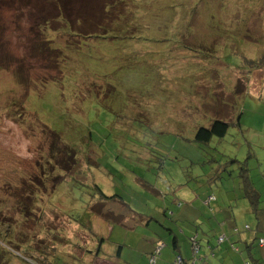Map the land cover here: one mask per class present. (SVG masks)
<instances>
[{"label": "rangeland", "instance_id": "374dc122", "mask_svg": "<svg viewBox=\"0 0 264 264\" xmlns=\"http://www.w3.org/2000/svg\"><path fill=\"white\" fill-rule=\"evenodd\" d=\"M37 3L0 0V230L8 231L0 242L13 247L9 254L0 246V264H36L32 257L42 256L47 264H150L131 246H145V221L103 200L99 189L153 216L150 229L169 246L173 226L178 237L198 238L199 257L207 248L215 259L210 240L217 253L229 250L227 264L264 263V0H127L130 19L116 22L125 32L110 42L39 32L46 21ZM79 4L72 2L78 11ZM99 85L97 94L83 92ZM216 119L230 123L227 135L197 144V129ZM44 126L75 146L74 176L49 159ZM245 174L261 193L257 213L244 198ZM56 185L61 193L75 189V219L63 211L68 191L51 195ZM101 200L112 214L103 220L94 212ZM164 208L178 224L163 221ZM97 234L106 239L95 260L80 248H93L103 239ZM231 240L255 245L236 252ZM230 254L238 256L232 263Z\"/></svg>", "mask_w": 264, "mask_h": 264}, {"label": "trees", "instance_id": "16d2710c", "mask_svg": "<svg viewBox=\"0 0 264 264\" xmlns=\"http://www.w3.org/2000/svg\"><path fill=\"white\" fill-rule=\"evenodd\" d=\"M15 1H23L24 3H26L28 5V3L30 2V0H15ZM45 1L47 3H49L52 7L55 8V11H49L50 13L48 15H46V13L48 11L45 10L46 5H45ZM127 0H79L80 4H79V11L75 10V8H73L72 2L73 0H41L40 4H36L35 9L36 12L39 13L40 15H45V21L46 23L43 25V27H41L39 32H60L62 31L64 32H68V34H70V32H75L78 33V36L80 37V34H87L89 40L87 42H90V40H94L97 39L98 41L101 42H110V36L111 35H118V32H125L124 27L122 26H117V20L121 19V18H125V19H130L125 12L128 10H126L124 12V6H125V2ZM121 6V7H120ZM120 8V14L118 15V13L115 11V9ZM78 16L77 20H72V16ZM71 16V17H70ZM40 23V22H39ZM42 24V23H41ZM59 29V30H58ZM38 32V33H39ZM92 34V35H90ZM53 38L49 39V42H53ZM78 42V41H77ZM75 42L70 43L69 45H79L80 43ZM77 43V44H76ZM61 51V50H59ZM264 61V59H262ZM57 62V60H56ZM56 66H58V64L56 63ZM103 89L102 85H99L98 87V92H97V86H94L93 89L89 90L88 86H87V90L83 91L84 93H86L85 95L88 97L91 95V93L93 94H97L99 93L101 90ZM28 94L25 91L24 95L21 97V99H24L26 101V98ZM30 96V95H29ZM79 106H77L78 108ZM85 112L81 111V113L79 115H84ZM21 116V115H20ZM19 118H22L20 117ZM14 123L18 124V121H16L15 119H12ZM44 132L45 133H50V136L47 138L50 140V145H49V159H51V161H56V165L58 167L64 168L67 170V174L68 177L70 176H74V172L76 170L75 166H76V157H77V151L75 150V146H68L66 145L61 138V133L55 131V130H49L46 126H44ZM230 128V123L223 121L222 119H216V120H212L207 126H201L197 129V132L195 134V142L199 145H209L212 140L214 138H219L222 139L224 138ZM47 137V135H46ZM63 143L66 146V150H63L60 146V144ZM52 145V146H51ZM63 161L64 164L62 166L61 163H58L60 161ZM66 174V177H67ZM47 178V177H44ZM49 178V177H48ZM242 185H243V191H244V198L248 199L249 202L252 204V211L254 213H257L260 209L259 208V204L262 202L261 201V193L257 190V188L255 186H253L252 182L250 181V179L248 178L247 174L242 175ZM66 181H68V179H66ZM57 182H59V180H57ZM45 181L43 180V187H45ZM33 186L32 184H29V188ZM57 186H55V190L52 192V196L57 197L60 194L68 191V197L72 198L71 201H68V205H64L63 211L65 216L68 218H72L75 219V215L74 212L75 210L78 208V203H76L78 201V199L75 197L76 195V191L75 189L72 188H60V189H64V192H59L57 190ZM99 192L103 198V200L108 201V200H112V201H116L114 204L115 205H119L120 207H123L124 209H126V211L128 210L129 213H131L130 210H132L128 205H126V203L124 202L123 197L119 196V195H113L111 197H107L102 191L101 189H99ZM22 198H25V194L21 195ZM28 199L30 200V202H32L33 196L32 194H28L27 195ZM213 199L209 200V202H211ZM76 201V202H74ZM22 205H24V202L21 201L20 202ZM38 205V203L36 204ZM100 207L99 209H97V211H94L96 213H98L100 216L102 217H108L107 215H104V213L100 212L102 211V208L104 205H106L105 202H102V200L99 203ZM29 205H24V208L28 209ZM30 208V207H29ZM91 210L92 208L89 207L88 210ZM93 211V210H92ZM109 212V211H108ZM133 212V211H132ZM31 214V213H30ZM121 215L118 217L120 218ZM41 220V218H40ZM76 221L79 222V225H81L80 221L81 218L76 219ZM120 222V220H118ZM5 226V225H4ZM2 228V226H0V229ZM8 233V231L2 232L0 230V235H2L3 237ZM221 239V238H220ZM190 243L192 246V242L190 239ZM226 239H224L225 241ZM102 239H99L98 243H99V247L95 249V251L92 252V254H95L98 256L97 252L99 250H101V246L100 243H102ZM198 241V238H197ZM264 240L260 239L259 240V244L260 246H264V244H262ZM53 241H50V243ZM104 242V241H103ZM53 248L57 249V247L55 246V242H53ZM172 244H173V249L176 250L178 248L177 245V237H173L172 240ZM218 245H219V241H218ZM0 246H1V250L2 253L8 252L9 254H12V251L10 250L13 249V247H10V245H6L4 242H0ZM118 254L120 253V248L121 246L118 247ZM234 249V248H233ZM235 250V249H234ZM26 251V250H25ZM90 250H88L89 253ZM158 251V246L156 245L155 251L152 253V255L150 256V264H152V260L155 258V263L157 261V257L160 256V253L157 252ZM178 249L176 250V253ZM236 252H239V248L238 250H235ZM250 251V250H249ZM9 256V255H8ZM180 255L177 254L175 259H174V264H176V260ZM45 256H42V258L37 259L36 257H32L33 262L35 261L36 264H47V261L45 260ZM56 260L59 258V255L56 254L55 256ZM198 258L199 255H198ZM193 259H195L194 255H193ZM192 259V260H193ZM55 260V261H56ZM0 262H1V257H0ZM259 263V262H258ZM199 264V263H197Z\"/></svg>", "mask_w": 264, "mask_h": 264}, {"label": "crops", "instance_id": "0c3cea01", "mask_svg": "<svg viewBox=\"0 0 264 264\" xmlns=\"http://www.w3.org/2000/svg\"><path fill=\"white\" fill-rule=\"evenodd\" d=\"M152 192H155V191H152ZM203 196H202V194L200 193V194H197V197H196V199L197 200H199V199H201ZM165 200H166V198H165ZM115 202H113V204H114ZM180 205L181 204H179L178 205V207L180 208ZM184 205H187V206H190V207H194L193 209L197 212V213H199V212H201L199 209H197V208H195V206H194V203H188V204H184ZM183 205V206H184ZM165 209V211H164V214H162L163 215V217H164V219L165 220H163L165 223H169L171 226L172 225H176V224H178L179 222L178 221H174L172 218L175 216V213H173L172 212V215H171V218H168V216H167V210H169V209H167V208H164ZM102 211L104 212V215H106V214H111V212H110V210L109 209H107V204L106 205H104L103 206V208H102ZM109 211V212H108ZM131 211V214H133V216H135V217H139L140 219H141V221H145V223H146V237H143V242L145 243V246L144 247H141V246H139V245H131L132 246V248H134V249H136V251H138V253H140V255H144V256H148V258L152 255V253L155 251V248H156V245L159 247H162V249H161V252H160V258H159V260L158 261H156V264H174V263H171V260L173 261L174 259H175V257H176V255L177 254H179L183 259H184V262H185V264H189L188 262H189V260H191V258H192V256H189L188 254H187V246L188 247H190V248H192V246H191V243L189 244L188 243V240H189V238H186V237H184V236H182V235H179V237L178 236H176V234L174 233L175 232V229H174V227L172 226V228H173V230H171L170 231V235H173L174 236V238L175 237H177V245H178V253H176V250H174L173 249V244H172V242H171V244H170V246H169V240L166 238V237H163V238H165L166 239V241H164V239L163 238H160L159 237V233H157V235H155V233H154V231L152 230V229H150V226H149V224L150 223H152V222H154L155 220V218L152 216H149V215H146V213H143V214H140V215H138L137 213H135L133 210H130ZM133 211V212H132ZM111 216H112V214H111ZM110 216V217H111ZM96 217H98V218H100V219H102L103 217H101V216H96ZM109 217V216H108ZM201 217V216H200ZM103 220V219H102ZM98 221V220H97ZM105 221V220H104ZM69 222V221H68ZM106 223H107V221H105ZM122 222V221H121ZM102 223V222H101ZM86 224V223H85ZM68 226H72L71 224H68ZM184 230H186V233L188 234V231L187 230H190V231H192L191 229H184ZM177 231V230H176ZM183 232V234L185 233L184 231H182ZM204 231H202V233H203ZM191 233V232H190ZM204 234V233H203ZM99 235H101V234H99ZM98 234L96 235V237L97 236H99ZM101 236H103V241H105V236L104 235H101ZM201 238H204V237H202V236H200ZM95 242H96V239L94 240ZM102 241V243H100V248H101V250H99L98 252H97V254H98V256L97 255H95V254H92V252L93 251H95V249L97 248L96 247V245L98 244L99 245V243H97L96 245H94V249L93 248H87V249H84V248H80V250H83V251H85L86 253H87V255L88 254H92L95 258V260L97 259V258H99V255L101 254V252H102V246H103V244H104V242ZM232 242H233V244L234 245H236L235 244V242H237V243H239V245H240V247H237V248H239V252H241L243 249H246V250H248V252H249V250L251 249V247L252 246H254L255 244L253 243V241L254 240H252V241H241V240H231ZM167 242H168V244H167ZM189 242H190V240H189ZM57 243V242H56ZM202 243V242H201ZM207 243L209 244V245H211L212 247H211V250H212V255L214 256V258L215 259H213L212 257H211V255H210V251L207 249V248H204L205 250H204V255L205 256H200V258H202V261H200V262H198L199 264H227L228 263V261L225 259V256L229 253V250H225V251H221L220 253H217V251H216V248H215V246L214 245H212L211 243H210V240H207ZM58 244V243H57ZM202 248V247H201ZM90 249V251H89V253H88V250ZM118 250H119V248L117 249V251H115V253H114V255H116V257H117V261H120L121 260V258H122V252H123V248H122V246H121V248H120V253L118 254ZM184 250V251H183ZM73 249L70 251L71 253H73ZM78 252V251H77ZM80 252V251H79ZM193 253V252H192ZM201 253V252H200ZM72 256H74V254H71ZM77 256H80V255H77ZM191 257V258H190ZM237 257L238 256H236V254H234V255H231L230 254V256H228V258H229V260H230V263H232L234 260H236L237 259ZM250 257H251V254H250V256L247 258V259H250ZM252 258V257H251ZM253 259V258H252ZM262 259H264V257L262 258ZM63 260H65L66 262H67V264H69L68 263V260L67 259H63ZM83 260V259H82ZM94 260V261H95ZM84 261V260H83ZM135 264H139L140 263V261L138 260V259H135ZM192 261V260H191ZM248 261V260H247ZM128 262V261H127ZM126 262V263H127ZM94 264H96V263H94ZM128 264V263H127ZM190 264H192V262H190ZM259 264V263H258ZM260 264H264L261 260H260Z\"/></svg>", "mask_w": 264, "mask_h": 264}, {"label": "built area", "instance_id": "2783aa9c", "mask_svg": "<svg viewBox=\"0 0 264 264\" xmlns=\"http://www.w3.org/2000/svg\"><path fill=\"white\" fill-rule=\"evenodd\" d=\"M211 199L215 200V198H210V200ZM224 239L225 238H221L219 240V244L223 243L224 242ZM191 242H192V252H193V255L195 257L194 264H197L199 261H202V258H198V255L200 254L201 246H200L199 242L197 241V237L192 238ZM262 244H264V241L262 242ZM161 249H162V247L159 246L157 252L160 253L161 252ZM234 249L235 250H238L236 248H234ZM155 258H156V256H155ZM155 258L152 260V264L155 263ZM175 263L176 264H183V260L181 261L180 256L177 258V260H176Z\"/></svg>", "mask_w": 264, "mask_h": 264}]
</instances>
